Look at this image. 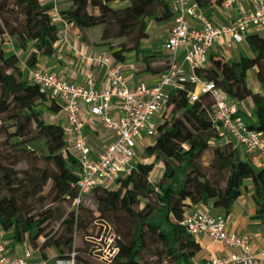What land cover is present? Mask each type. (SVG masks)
<instances>
[{
    "label": "trees",
    "instance_id": "obj_1",
    "mask_svg": "<svg viewBox=\"0 0 264 264\" xmlns=\"http://www.w3.org/2000/svg\"><path fill=\"white\" fill-rule=\"evenodd\" d=\"M114 1L71 0L70 6L59 13L66 23L79 29L102 26L103 45L110 44L112 39L128 38L132 45L124 41L119 43L111 49L113 56L122 61L128 53L134 52L151 66L149 51L143 46L149 36L148 19L169 21L173 17L170 2L121 0L129 5L113 8L111 3ZM199 1L202 6L211 2ZM215 1L223 4L225 0ZM54 6L53 2L43 0H0V34L15 37L22 50H27L31 43L36 48L27 60L29 67H37L41 55L49 56L55 50L59 29L53 18ZM11 7L17 14L7 13ZM90 8L98 12H91ZM243 42L250 55L241 54L238 59L231 60L222 53L211 52L209 63L197 73L215 82L233 100L241 102L251 98L259 109L264 110V94L254 92L246 80V71L256 67L264 88V34L250 32ZM19 63V55H7L0 44V111L11 113L10 119L16 121V130L10 134L22 139L23 151L38 155L42 150L53 167L35 165L26 171L23 179L4 169L0 184H5L9 193L0 197V229L10 232L8 239L13 242H27L34 249L55 246L61 259L70 260L73 227L69 236L55 239L46 232V223L53 217L51 212L34 214L26 208L27 199L43 191L50 180L55 200L75 201L78 195L75 186L78 176L69 168V158L63 152L65 128L45 116V112L47 115L59 113L63 106L48 91L31 84ZM213 104L209 93L191 102L187 90L173 91L159 121L154 142L144 150L153 161L138 163L114 188L97 186L82 197L79 207L93 197L104 217L108 212L124 215L114 221L118 251L111 258L112 264H195L194 258L202 247L183 223L188 207L200 203L207 205L212 201L214 207L228 214L248 180L253 185L258 207L256 218L264 222V168L254 165L250 159H243L232 141L211 142L221 137L211 120ZM248 125L264 136V118L257 124ZM209 148L213 149L214 156L211 164L206 166L203 155ZM74 161L73 166L79 167L76 159ZM158 161L163 162L164 170L159 182L153 184L148 175ZM20 184H24L23 193L19 191ZM141 198H146L147 203L137 209ZM41 238H44L42 242Z\"/></svg>",
    "mask_w": 264,
    "mask_h": 264
},
{
    "label": "built area",
    "instance_id": "obj_2",
    "mask_svg": "<svg viewBox=\"0 0 264 264\" xmlns=\"http://www.w3.org/2000/svg\"><path fill=\"white\" fill-rule=\"evenodd\" d=\"M168 1L174 19L164 45L169 56L168 66L154 83L142 80L135 86L130 85L121 60L105 48L90 57L92 62L105 69L107 81L101 88L76 83L26 64L28 81L48 91L63 106L61 111L67 120L63 152L68 157L74 156L79 166L75 183L78 188L76 204L97 186L114 188L120 178L131 174L142 162L138 153L139 141L155 139L161 116L171 93L176 90H187L191 102L198 100L202 94H211L214 100L212 123L219 129L221 137H229L220 144L232 141L238 149L243 148L249 153L259 151L264 156L263 133L250 127L240 117V103L215 82L197 73L209 63L216 45L232 50L244 41L251 29L264 32V0H251L250 9H243L238 16L219 23L210 18L199 0ZM236 1L225 0L223 6L231 10ZM54 11L59 15L56 5ZM114 111L116 115H113ZM86 114L96 118L113 135L101 150L94 149L90 144ZM96 126L94 123L90 127L95 130ZM218 138L211 142L218 144ZM183 223L194 237L208 235L230 249L229 253L214 255L203 264L258 263L249 235L230 232L224 215L202 208L186 213ZM26 244L22 253L11 254L0 234V264H29L34 250ZM117 251L114 246L111 258ZM261 254L264 255V249ZM62 261L64 264H76L75 257Z\"/></svg>",
    "mask_w": 264,
    "mask_h": 264
},
{
    "label": "rangeland",
    "instance_id": "obj_3",
    "mask_svg": "<svg viewBox=\"0 0 264 264\" xmlns=\"http://www.w3.org/2000/svg\"><path fill=\"white\" fill-rule=\"evenodd\" d=\"M43 1L46 2V0ZM56 1L59 7L61 3L66 2V0ZM128 5L129 2L121 0H116L111 3L113 8H123ZM90 11L95 13L98 12L95 8H90ZM16 12V9L13 7L9 8L7 11L9 14H17ZM165 23L169 24L168 22ZM1 24L2 19L0 17V25ZM96 28L101 31L102 35V26H98ZM123 41L127 42L129 46L132 45L128 38L112 39L110 44L104 45L105 49L112 52L111 49L113 47L116 48L118 44ZM163 41L164 35H161L160 32H156V34H154V36L147 41L148 43H144V47L146 48L148 45L151 46L150 49L154 51L158 60L157 68H160L164 72L168 66V59L162 52L164 46ZM100 43L102 44L101 39ZM0 44L3 45L7 55L13 53L17 54V52H19L15 43V38L11 37L7 33L0 34ZM35 50L36 48L34 44L31 43L27 50H21L19 52V57L27 61L31 53ZM128 54L136 55L134 52H130ZM42 56L44 55H41L40 57ZM19 65L21 66V61ZM246 80L247 85L254 92H258L262 89V83L258 78L256 67L249 68L246 71ZM1 96L0 88V99L2 98ZM239 103L240 117L247 123L252 122L253 124H257L259 121H262L264 118V110L261 108L259 109L252 99H246ZM41 110L43 111L42 108ZM10 115L11 113L0 111V180L3 178L4 169L19 174L20 178L23 179L26 171L31 170L35 165L40 168H52L53 164L49 163L44 157V152L42 150H39L38 155H30L29 153L23 151L22 148L24 143L22 142V139L11 136L10 132H14L17 125L15 120L10 119ZM45 116L49 118V115H47L46 112ZM99 126L101 129V137L98 138V135H95L94 133H90L89 136L90 144L96 150H101L105 145L104 135L106 131L102 130L104 129L102 124ZM33 128H35V124L33 125ZM152 141L153 139L149 138L139 141L138 153L143 163H150L153 161V158L147 156L144 152L146 146ZM213 156L214 154L212 148L205 151L203 155V162L206 166L211 164ZM68 158L70 161L69 168L77 174L79 172V168L77 166H73V163L75 162L74 156L70 155ZM163 170V162L158 161L153 171H151L148 175L149 181L153 184H157L161 179ZM51 189L52 181L50 180L47 185L44 186L43 191L38 193L35 197L27 199L26 208L33 210L34 214H42L46 211L51 212L53 217L46 223V232H50V235L55 239L60 238L61 236H69V232L72 230L71 227H73L74 245L71 251V258L75 257L76 264H112L110 258L115 246V238L118 236L114 221L117 220L118 217L124 215L121 212H108L106 217H104V215H101L102 212L99 205L95 202L93 197H89L84 202L82 207H79V204H76V202L72 199H66L64 201L55 200ZM19 191L21 193L25 192L24 184H20ZM8 193L9 192L5 184L1 183L0 197ZM146 203L147 199L141 198V204L137 206V209L143 208ZM72 220H74V223H72ZM0 234L5 239L8 238L10 232L0 229ZM43 240L44 238H41L40 242ZM14 243L15 242H13V244ZM26 243L27 242H16L15 245L9 243L10 253L18 254L21 246L24 249L27 247ZM33 250L34 256L31 259L33 260L31 261V264H64L62 261L64 259H61L60 253L55 246L47 247L45 249L33 248ZM34 260L38 261L35 262Z\"/></svg>",
    "mask_w": 264,
    "mask_h": 264
},
{
    "label": "crops",
    "instance_id": "obj_4",
    "mask_svg": "<svg viewBox=\"0 0 264 264\" xmlns=\"http://www.w3.org/2000/svg\"><path fill=\"white\" fill-rule=\"evenodd\" d=\"M50 1L57 6L58 11L68 8L71 4V0H66V2L61 3L59 7L56 0H46V2ZM203 7L207 11V14L210 16V18L214 22L219 23L227 22L233 17L238 16L243 9H250L252 7V1L237 0L231 10L225 9L223 4H219L215 0H211V2ZM60 16V13L58 15L55 11H53L54 21L57 23L59 28V39L55 44V50L49 56L40 57L37 68L56 73L59 76L76 83H81L84 85L93 84L97 88L105 86L107 81L105 69L97 66L90 60L91 56L97 55L102 49L105 48V46L100 43L102 36L101 31L97 30L96 27L85 29L73 27L66 23L63 18L61 19ZM165 22H168L169 24ZM165 22H157L153 19L148 20L149 36L144 40L146 42H143V46L144 43H148L147 41H149V39H151V37L154 36L156 32H160L161 35H164L163 44L165 45L166 39L173 26L174 19L172 17L169 21ZM256 31V29H251V31L247 32L246 34ZM262 34H264V32H262ZM15 43L20 52L22 49L18 46L16 41ZM150 48L151 46L149 45L146 47V49L149 51L151 66H148L142 58H138L137 55L134 54L126 55L125 59L121 61L123 72L130 85L135 86L139 81L142 80L151 84L160 78L163 71L160 68H157V57L154 51H152ZM226 50L227 49L224 46L216 45L212 52L222 53L231 60L238 59L241 54H251L245 42L236 44L232 50H227L228 52ZM19 52H17V55H19ZM162 52L169 60V56L165 51L164 46ZM20 61L22 69L27 76V61L22 58H20ZM258 92L264 94L263 86ZM113 115H116L115 111L113 112ZM95 119L96 118L90 116L89 114H86V130L89 133V136L90 133H94L95 135H98V138H100V124L98 120ZM49 121L60 124L63 127L67 126V120L63 111L49 115ZM94 123H96L97 126L95 130H92L90 126ZM250 124L253 123L251 122ZM104 129L102 130L106 131L104 135V142L106 143L113 137V135L111 132ZM227 139H229V137L225 135L223 137H219L218 142H225ZM153 142L154 140L151 143ZM239 152L243 159H250L254 165L264 168V156L259 151L249 153L243 148H239ZM246 184L247 186L244 189V192L234 203L231 211L228 214H225L223 210L214 207L212 201H210V203L207 205L201 203L195 205L192 204L188 207L187 213L194 212L202 208H210L213 213L224 215L227 220V228L230 232H239L249 235L252 244V250L256 254L258 260L257 264H264V255L261 254V250L264 249V222L262 219L256 218L258 207L254 199L253 185L250 180H248ZM197 239L200 242L202 249L200 253L194 258L195 264H202L214 255L227 254L230 252V249L227 246L214 241L208 235H202ZM5 241L8 244V248L10 247L9 243L13 244V241L8 238H5ZM13 245H15V243ZM23 250L24 248L21 246L19 248V253H22ZM31 261L33 260H30L29 264L32 263ZM34 261L37 262L38 260Z\"/></svg>",
    "mask_w": 264,
    "mask_h": 264
}]
</instances>
